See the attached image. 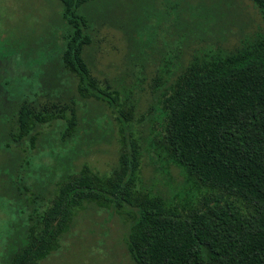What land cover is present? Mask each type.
Here are the masks:
<instances>
[{
  "label": "trees",
  "instance_id": "trees-1",
  "mask_svg": "<svg viewBox=\"0 0 264 264\" xmlns=\"http://www.w3.org/2000/svg\"><path fill=\"white\" fill-rule=\"evenodd\" d=\"M60 1L68 29L59 47L43 61L14 46L0 55V205L17 215L5 228L3 263L44 264L63 252L80 215L105 212L123 218L132 264H264V29L233 51L194 49L188 61L181 46L154 79L144 137L134 132L136 84L93 72L87 52L97 31L80 12L91 0ZM251 1L264 22V0ZM129 18L138 21L125 10L114 16ZM97 20L101 27L109 16ZM130 32L140 82L149 60ZM97 120L120 128L109 173L77 165L82 145L102 137ZM145 155L177 167L182 187L168 196L146 188Z\"/></svg>",
  "mask_w": 264,
  "mask_h": 264
},
{
  "label": "rangeland",
  "instance_id": "rangeland-1",
  "mask_svg": "<svg viewBox=\"0 0 264 264\" xmlns=\"http://www.w3.org/2000/svg\"><path fill=\"white\" fill-rule=\"evenodd\" d=\"M124 10L137 16L138 21L129 18L131 21L125 23L114 19ZM80 12L91 20L90 31H97L95 44L87 52L95 75L109 81L126 76L127 87L136 84L139 111L134 132L136 135L142 132L144 137H149L152 127L149 107L155 100L154 79L161 65L178 61L181 46L185 47L188 61L194 49L215 45L233 51L246 36L252 37L264 29L261 13L251 0H91ZM62 14L60 0H0V55L14 46L17 51L25 49L29 56L37 51L36 58L43 61L46 50L62 44V36L68 29ZM107 14L109 20L97 26V18L108 17ZM126 32L133 33L140 45L139 54L149 60L140 82L129 64L133 50ZM20 50L18 53H22ZM104 122L100 128L102 137L94 138V144L87 147L83 144L84 152L77 161L78 166L88 164L99 173H109L116 166L120 148L119 136L116 140L115 134L112 136L113 128L118 133L119 125L115 122V127H110ZM96 124L101 126L100 120ZM141 179L146 188L167 196L183 185L180 170L162 165L154 155L144 156ZM15 210L8 203L0 205V264H4L1 247L9 237L5 228L17 217ZM126 229L119 215L109 220L104 212L90 221L80 215L67 235L63 252L44 264H132L125 246Z\"/></svg>",
  "mask_w": 264,
  "mask_h": 264
}]
</instances>
